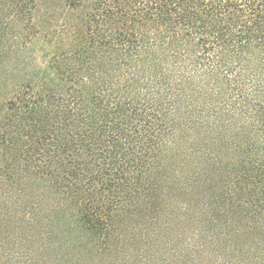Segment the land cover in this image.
Here are the masks:
<instances>
[{
  "label": "trees",
  "instance_id": "trees-1",
  "mask_svg": "<svg viewBox=\"0 0 264 264\" xmlns=\"http://www.w3.org/2000/svg\"><path fill=\"white\" fill-rule=\"evenodd\" d=\"M11 57L0 264H264V0H0Z\"/></svg>",
  "mask_w": 264,
  "mask_h": 264
},
{
  "label": "rangeland",
  "instance_id": "rangeland-1",
  "mask_svg": "<svg viewBox=\"0 0 264 264\" xmlns=\"http://www.w3.org/2000/svg\"><path fill=\"white\" fill-rule=\"evenodd\" d=\"M41 8L40 12V20H39V29L38 27L32 28V25L29 26V28L26 31L20 30V27H18L15 23H13V27L9 31L8 37H13L18 34H20L19 38L20 40L23 39L22 43L25 42L27 44L26 48H21L19 51L23 52L22 55L19 56V62L20 60L24 63H27L30 55H33L36 57L37 63L41 65V68L44 67L43 62H46L47 64V57L46 52L51 50L54 46L53 44H49L48 41L52 40V42H55V48H59L61 46V40L59 38H62L63 34L69 30H72L73 24L77 21L76 20V14H68L60 10H52L48 6H46L43 2L39 4ZM48 13V14H45ZM51 17L54 18L51 20ZM45 19V20H44ZM53 21V22H52ZM52 22V23H51ZM64 26V27H63ZM62 28V29H61ZM22 31V33L20 32ZM60 32V33H59ZM68 33H71L68 32ZM47 34V38L44 37V35ZM12 39V38H11ZM30 40V41H29ZM28 41L30 43H28ZM16 43V42H15ZM12 44V42H11ZM56 49V50H57ZM55 50V51H56ZM7 55V54H6ZM10 56L7 55V58ZM13 57L11 59L7 60V62H4V67H0V102L2 100V97H7V95H10L9 93L12 92V89L14 86H12L14 83L12 81H16V84L23 80L25 75L28 73L26 71H18L16 74L14 73V68L12 66ZM12 83V84H11ZM0 103V115L3 113V109L1 108ZM62 261V262H61ZM81 262L75 261V260H69V258L61 259L59 258L58 264H80ZM83 264V263H82Z\"/></svg>",
  "mask_w": 264,
  "mask_h": 264
}]
</instances>
